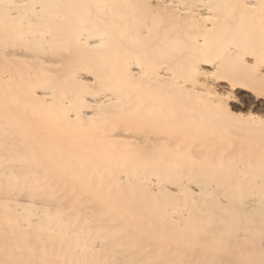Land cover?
Returning <instances> with one entry per match:
<instances>
[{
	"label": "bare ground",
	"instance_id": "bare-ground-1",
	"mask_svg": "<svg viewBox=\"0 0 264 264\" xmlns=\"http://www.w3.org/2000/svg\"><path fill=\"white\" fill-rule=\"evenodd\" d=\"M0 264H264V0H0Z\"/></svg>",
	"mask_w": 264,
	"mask_h": 264
},
{
	"label": "rangeland",
	"instance_id": "rangeland-1",
	"mask_svg": "<svg viewBox=\"0 0 264 264\" xmlns=\"http://www.w3.org/2000/svg\"><path fill=\"white\" fill-rule=\"evenodd\" d=\"M246 109H248V108H246ZM258 109H259V108H258ZM245 118H246L245 121H246L247 123L250 122L249 125H254V122H253V119H252V118H250L249 116H246ZM248 119H249L250 121H249Z\"/></svg>",
	"mask_w": 264,
	"mask_h": 264
}]
</instances>
